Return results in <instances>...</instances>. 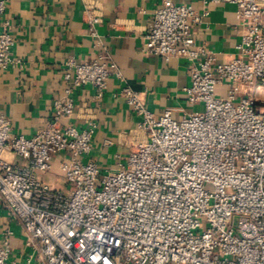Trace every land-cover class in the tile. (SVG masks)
Wrapping results in <instances>:
<instances>
[{
    "label": "built area",
    "instance_id": "obj_1",
    "mask_svg": "<svg viewBox=\"0 0 264 264\" xmlns=\"http://www.w3.org/2000/svg\"><path fill=\"white\" fill-rule=\"evenodd\" d=\"M10 0H0V68L17 65ZM237 6L243 30L237 53L219 62L199 44L192 27L202 15L192 4L163 0L145 35L146 52L189 62L188 101L202 108L173 117L157 115L129 86L124 96L142 119L129 154L116 169L94 159V131L64 124L75 111L74 90L92 84L103 96L121 75L103 45L96 59H69L63 95L53 118L33 136L14 134L0 113V200L23 223L40 252V264H264V0H213ZM89 30L98 37L100 9L87 6ZM226 85V96L217 94ZM7 153L25 159L16 163ZM62 167L68 191L38 174ZM8 230L0 264L9 263Z\"/></svg>",
    "mask_w": 264,
    "mask_h": 264
},
{
    "label": "crops",
    "instance_id": "obj_2",
    "mask_svg": "<svg viewBox=\"0 0 264 264\" xmlns=\"http://www.w3.org/2000/svg\"><path fill=\"white\" fill-rule=\"evenodd\" d=\"M192 4L202 22L192 27L194 38L217 53L219 62L235 57L243 33L237 6L213 0H174ZM163 0H10L3 21L13 24L15 45L11 49L19 63L0 68V113L11 121L14 134L28 137L43 129L53 118L55 101L63 95L66 61L98 58L107 47L121 75H112L103 96L92 84L74 90V114L64 119L80 129L94 131L93 148L85 160L94 159L104 170H115L129 154L132 134L142 117L126 98L118 94L129 86L139 93L157 115L166 109L173 117L201 109L191 104L185 91L190 82L189 62L185 57L170 60L145 51V35L154 12ZM87 6L100 9L102 20L98 37L89 30ZM226 96V85L217 87ZM16 163L25 159L7 153ZM62 153L54 156L53 167L39 178L55 188L68 185ZM11 230L8 262L40 264V252L21 220L0 200V243Z\"/></svg>",
    "mask_w": 264,
    "mask_h": 264
},
{
    "label": "rangeland",
    "instance_id": "obj_3",
    "mask_svg": "<svg viewBox=\"0 0 264 264\" xmlns=\"http://www.w3.org/2000/svg\"><path fill=\"white\" fill-rule=\"evenodd\" d=\"M262 89H263L262 87H257L256 92L258 93V91H260ZM62 187H63L64 190L68 191L73 186L70 183H68V185H63ZM130 264H134V263H130Z\"/></svg>",
    "mask_w": 264,
    "mask_h": 264
},
{
    "label": "bare ground",
    "instance_id": "obj_4",
    "mask_svg": "<svg viewBox=\"0 0 264 264\" xmlns=\"http://www.w3.org/2000/svg\"><path fill=\"white\" fill-rule=\"evenodd\" d=\"M258 93H264V90H260V91H258Z\"/></svg>",
    "mask_w": 264,
    "mask_h": 264
}]
</instances>
